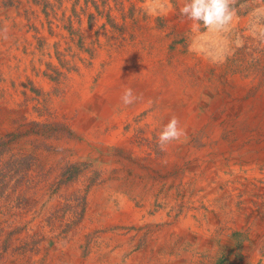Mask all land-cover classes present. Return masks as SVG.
I'll return each instance as SVG.
<instances>
[{
  "label": "rangeland",
  "instance_id": "obj_1",
  "mask_svg": "<svg viewBox=\"0 0 264 264\" xmlns=\"http://www.w3.org/2000/svg\"><path fill=\"white\" fill-rule=\"evenodd\" d=\"M184 2L0 0V264H264V0Z\"/></svg>",
  "mask_w": 264,
  "mask_h": 264
},
{
  "label": "clouds",
  "instance_id": "obj_2",
  "mask_svg": "<svg viewBox=\"0 0 264 264\" xmlns=\"http://www.w3.org/2000/svg\"><path fill=\"white\" fill-rule=\"evenodd\" d=\"M250 0H245L237 7L238 0H185L180 8V14L191 22L193 30L199 31L201 26L205 33H230L233 22L239 19V11L249 7ZM249 15V32L257 39L264 41V3L253 7ZM9 28H0V38L7 40ZM240 44L239 39L236 40ZM201 47H203L201 45ZM205 53L213 60L222 58L223 50L204 49ZM138 96L133 89L125 88L120 96V101L124 106H130L138 100ZM185 135L184 129L180 126V121L176 116H172L167 124L162 128L157 137V143L161 151H166L168 145L174 141H179Z\"/></svg>",
  "mask_w": 264,
  "mask_h": 264
},
{
  "label": "bare ground",
  "instance_id": "obj_3",
  "mask_svg": "<svg viewBox=\"0 0 264 264\" xmlns=\"http://www.w3.org/2000/svg\"><path fill=\"white\" fill-rule=\"evenodd\" d=\"M110 83H111V81H110ZM92 100L93 99H99V96H95V98L93 97V98H91ZM87 127H88V125H87Z\"/></svg>",
  "mask_w": 264,
  "mask_h": 264
}]
</instances>
